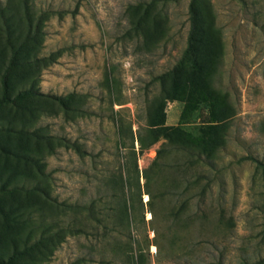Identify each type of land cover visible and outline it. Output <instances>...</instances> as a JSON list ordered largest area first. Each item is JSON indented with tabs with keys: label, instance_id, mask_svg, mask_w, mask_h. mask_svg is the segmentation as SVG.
<instances>
[{
	"label": "rangeland",
	"instance_id": "obj_1",
	"mask_svg": "<svg viewBox=\"0 0 264 264\" xmlns=\"http://www.w3.org/2000/svg\"><path fill=\"white\" fill-rule=\"evenodd\" d=\"M191 3L220 33L212 85L235 109L209 162L189 163L164 139L148 145L149 119L162 115L156 77L183 64ZM8 28L22 43L14 60ZM27 87L64 101H22L26 122L0 106V258L25 249L16 263L264 260V168L243 159L264 163V0H0V94ZM183 104L165 101L164 125L179 124ZM8 127L45 136L44 177L3 150L8 140L28 149Z\"/></svg>",
	"mask_w": 264,
	"mask_h": 264
},
{
	"label": "trees",
	"instance_id": "obj_2",
	"mask_svg": "<svg viewBox=\"0 0 264 264\" xmlns=\"http://www.w3.org/2000/svg\"><path fill=\"white\" fill-rule=\"evenodd\" d=\"M189 11L190 26L186 47L183 51V64L175 65L171 70L156 77L160 83V100L162 102L160 112L162 115L156 119H153L154 117L152 118L151 115L149 119V124L153 127L149 129L150 141L148 145L151 146L160 139H164V144L185 151L189 163L201 158L209 162L213 161L218 151L225 145L235 109L227 94L212 85L213 76L218 73L223 57L220 33L214 26L212 18L206 13L204 15L197 13L192 3ZM5 43L10 47L12 60H14L22 43L14 37L9 28ZM9 68L10 65L5 72H2L4 77ZM4 89H6V83H4ZM31 97H45L59 103L64 101L63 96L45 94L32 87H27L19 89L11 95L3 91L0 94V106L14 104L18 110L23 112L24 118L26 117L23 122H26L27 113H31L32 109L22 101ZM166 100H179L184 103L177 125L163 124V104ZM195 116L196 119H199L198 124L193 127H185V123ZM5 132L17 135L18 143L28 149L24 147L14 149L9 145L10 141L8 140L3 143V150L26 162L33 178L44 177V163L41 161V154L45 147V136L38 133L37 130H27L23 127L16 130L8 127ZM162 151H164L163 148L158 149L157 156ZM243 159H249L255 162L258 167L264 168V163L252 156H246ZM32 188L36 194L44 195L36 183L32 185ZM24 251L25 249L16 250L7 259L0 258V264H18L14 260ZM263 262L264 260H258L255 264Z\"/></svg>",
	"mask_w": 264,
	"mask_h": 264
}]
</instances>
